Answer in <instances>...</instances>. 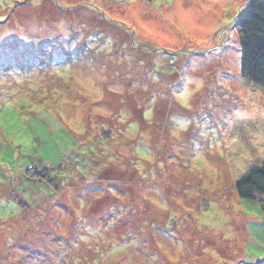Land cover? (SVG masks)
<instances>
[{
	"label": "rangeland",
	"instance_id": "1",
	"mask_svg": "<svg viewBox=\"0 0 264 264\" xmlns=\"http://www.w3.org/2000/svg\"><path fill=\"white\" fill-rule=\"evenodd\" d=\"M248 1L0 0V264L264 262Z\"/></svg>",
	"mask_w": 264,
	"mask_h": 264
},
{
	"label": "trees",
	"instance_id": "2",
	"mask_svg": "<svg viewBox=\"0 0 264 264\" xmlns=\"http://www.w3.org/2000/svg\"><path fill=\"white\" fill-rule=\"evenodd\" d=\"M236 28L241 51V75L264 89V0H249L236 21ZM236 189L241 199L261 200L264 196V163L260 168L249 171Z\"/></svg>",
	"mask_w": 264,
	"mask_h": 264
},
{
	"label": "water",
	"instance_id": "3",
	"mask_svg": "<svg viewBox=\"0 0 264 264\" xmlns=\"http://www.w3.org/2000/svg\"><path fill=\"white\" fill-rule=\"evenodd\" d=\"M239 184V183H238Z\"/></svg>",
	"mask_w": 264,
	"mask_h": 264
}]
</instances>
